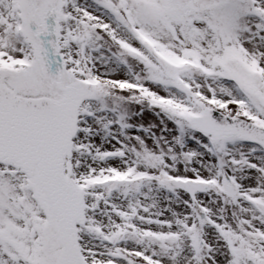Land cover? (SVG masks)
Listing matches in <instances>:
<instances>
[{
  "label": "snow or ice",
  "instance_id": "snow-or-ice-1",
  "mask_svg": "<svg viewBox=\"0 0 264 264\" xmlns=\"http://www.w3.org/2000/svg\"><path fill=\"white\" fill-rule=\"evenodd\" d=\"M0 264H264V0H0Z\"/></svg>",
  "mask_w": 264,
  "mask_h": 264
}]
</instances>
